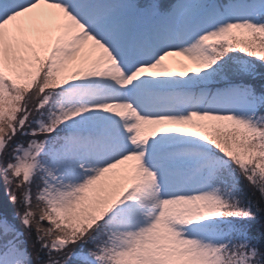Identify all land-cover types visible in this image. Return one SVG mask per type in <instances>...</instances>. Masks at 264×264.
Segmentation results:
<instances>
[{"label":"snow or ice","instance_id":"obj_1","mask_svg":"<svg viewBox=\"0 0 264 264\" xmlns=\"http://www.w3.org/2000/svg\"><path fill=\"white\" fill-rule=\"evenodd\" d=\"M0 186V264H264V0H0Z\"/></svg>","mask_w":264,"mask_h":264},{"label":"rangeland","instance_id":"obj_2","mask_svg":"<svg viewBox=\"0 0 264 264\" xmlns=\"http://www.w3.org/2000/svg\"><path fill=\"white\" fill-rule=\"evenodd\" d=\"M0 199L6 200V197H4V195H3V188H2V186H0ZM8 209H9V211H11L12 210V206L9 205L8 206Z\"/></svg>","mask_w":264,"mask_h":264}]
</instances>
